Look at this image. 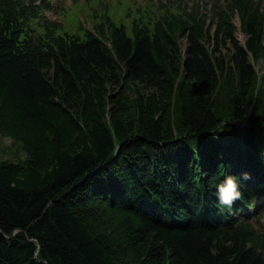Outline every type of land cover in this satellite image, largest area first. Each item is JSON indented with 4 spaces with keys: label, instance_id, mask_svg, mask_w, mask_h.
<instances>
[{
    "label": "trees",
    "instance_id": "16d2710c",
    "mask_svg": "<svg viewBox=\"0 0 264 264\" xmlns=\"http://www.w3.org/2000/svg\"><path fill=\"white\" fill-rule=\"evenodd\" d=\"M227 3L94 14L81 36L45 21L49 0H0V135L26 155L0 161V264H264L237 218L264 197V8ZM244 171L221 214L212 181Z\"/></svg>",
    "mask_w": 264,
    "mask_h": 264
},
{
    "label": "rangeland",
    "instance_id": "374dc122",
    "mask_svg": "<svg viewBox=\"0 0 264 264\" xmlns=\"http://www.w3.org/2000/svg\"><path fill=\"white\" fill-rule=\"evenodd\" d=\"M256 1L260 2L264 8V0ZM52 2L56 8L53 12L46 13V19L50 22L60 23L68 27V31L78 33L81 36L83 35L82 31L76 30L75 27H79V24L82 23V25L92 29L91 27L95 20L94 14L99 15L101 18L108 15L115 22H118L122 15H127L128 12L124 13V10L128 9L129 6H134L140 9L141 12L147 9L149 12L155 11L158 13L161 8L177 12L184 11L189 14H196L199 17L207 16L210 21L213 18L218 20L219 15L223 14V12H229L226 0H52ZM232 18L236 26L235 35L243 44L246 36L241 31L240 17L235 13ZM122 21L128 22L124 18H122ZM183 47H185V44H183ZM221 49L224 53H227L226 47L222 46ZM263 66L264 62L262 61L257 65V69L261 70ZM227 83L229 88H226V94L223 95V110L236 92L232 80L228 79ZM25 156L24 151L18 144L12 139L0 135V161L10 160L16 162L25 158ZM260 228H264V226Z\"/></svg>",
    "mask_w": 264,
    "mask_h": 264
},
{
    "label": "clouds",
    "instance_id": "9594fccd",
    "mask_svg": "<svg viewBox=\"0 0 264 264\" xmlns=\"http://www.w3.org/2000/svg\"><path fill=\"white\" fill-rule=\"evenodd\" d=\"M248 171L239 174L227 173L219 180H213L215 187L214 196L216 197L215 206L221 214L237 215L240 211L236 207V201H244L243 187L244 182L251 179ZM249 207L255 204L254 199H249Z\"/></svg>",
    "mask_w": 264,
    "mask_h": 264
}]
</instances>
